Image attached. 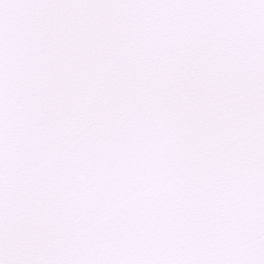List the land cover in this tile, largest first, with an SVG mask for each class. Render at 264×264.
I'll return each mask as SVG.
<instances>
[{
	"label": "snow or ice",
	"instance_id": "6c2138e0",
	"mask_svg": "<svg viewBox=\"0 0 264 264\" xmlns=\"http://www.w3.org/2000/svg\"><path fill=\"white\" fill-rule=\"evenodd\" d=\"M0 264H264V0H0Z\"/></svg>",
	"mask_w": 264,
	"mask_h": 264
}]
</instances>
